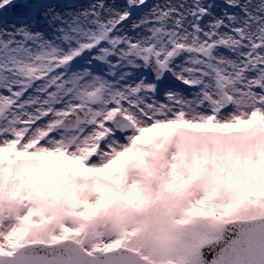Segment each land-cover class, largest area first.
<instances>
[{"label":"snow or ice","instance_id":"1","mask_svg":"<svg viewBox=\"0 0 264 264\" xmlns=\"http://www.w3.org/2000/svg\"><path fill=\"white\" fill-rule=\"evenodd\" d=\"M241 214L264 225V0H0V264H239L173 229ZM236 244L264 264V227Z\"/></svg>","mask_w":264,"mask_h":264},{"label":"water","instance_id":"2","mask_svg":"<svg viewBox=\"0 0 264 264\" xmlns=\"http://www.w3.org/2000/svg\"><path fill=\"white\" fill-rule=\"evenodd\" d=\"M261 225L259 218L234 219L223 228L218 230L211 245L203 249L206 260H211L213 254L225 250L233 261L244 264L250 259L248 247L240 248L236 244L239 236L255 238L259 235ZM20 264H120L125 259L122 255L124 250L119 249L114 253H101L86 257L84 248L74 240L63 241L58 244L28 245L18 250Z\"/></svg>","mask_w":264,"mask_h":264},{"label":"rangeland","instance_id":"3","mask_svg":"<svg viewBox=\"0 0 264 264\" xmlns=\"http://www.w3.org/2000/svg\"><path fill=\"white\" fill-rule=\"evenodd\" d=\"M147 134H148V137H152V136L155 135V133H153V132H150V133H147ZM66 170L67 171H72L71 168H67ZM238 217L248 218V216H245L243 214H241ZM184 227L187 230V234H182L179 237V239L177 240V245H179V243L181 241L186 240V239H189L190 237H195V236H200V235L206 234V232L202 230V226L198 222H196V221H193L192 223H190L189 225H186ZM216 232H213L212 235L214 236L216 234ZM112 235H114V234L111 233V232H107V233H103L102 232V233H99L97 235L96 239H98V240H108V239H111Z\"/></svg>","mask_w":264,"mask_h":264},{"label":"clouds","instance_id":"4","mask_svg":"<svg viewBox=\"0 0 264 264\" xmlns=\"http://www.w3.org/2000/svg\"><path fill=\"white\" fill-rule=\"evenodd\" d=\"M208 210H209L208 208H205V211H208ZM193 221L198 222L202 226V230L205 231L206 233L216 232L225 226V224H223V223L217 224L214 220H211V219H208V220L192 219V222ZM173 230L177 234H187V230L185 229L184 226H174Z\"/></svg>","mask_w":264,"mask_h":264}]
</instances>
